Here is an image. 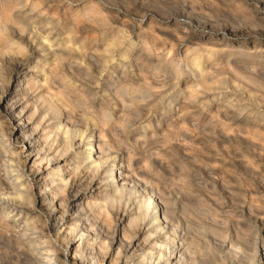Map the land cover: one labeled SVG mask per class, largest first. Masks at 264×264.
Listing matches in <instances>:
<instances>
[{
	"label": "clouds",
	"instance_id": "clouds-1",
	"mask_svg": "<svg viewBox=\"0 0 264 264\" xmlns=\"http://www.w3.org/2000/svg\"><path fill=\"white\" fill-rule=\"evenodd\" d=\"M0 264H264V0H0Z\"/></svg>",
	"mask_w": 264,
	"mask_h": 264
}]
</instances>
